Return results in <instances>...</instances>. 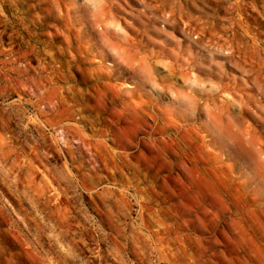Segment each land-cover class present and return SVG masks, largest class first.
<instances>
[{
  "label": "rangeland",
  "instance_id": "1",
  "mask_svg": "<svg viewBox=\"0 0 264 264\" xmlns=\"http://www.w3.org/2000/svg\"><path fill=\"white\" fill-rule=\"evenodd\" d=\"M262 261L264 0H0V264Z\"/></svg>",
  "mask_w": 264,
  "mask_h": 264
},
{
  "label": "clouds",
  "instance_id": "2",
  "mask_svg": "<svg viewBox=\"0 0 264 264\" xmlns=\"http://www.w3.org/2000/svg\"><path fill=\"white\" fill-rule=\"evenodd\" d=\"M66 175L69 176V177H71V173H66ZM262 264H264V261H262Z\"/></svg>",
  "mask_w": 264,
  "mask_h": 264
}]
</instances>
